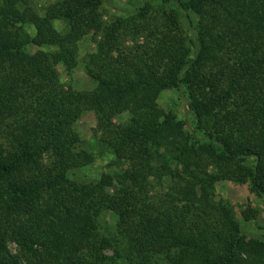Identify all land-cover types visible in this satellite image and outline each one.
I'll return each mask as SVG.
<instances>
[{"label": "trees", "instance_id": "16d2710c", "mask_svg": "<svg viewBox=\"0 0 264 264\" xmlns=\"http://www.w3.org/2000/svg\"><path fill=\"white\" fill-rule=\"evenodd\" d=\"M252 1L260 5L254 38L264 40V5ZM104 3L61 0L39 16L24 0H0V264H20L19 259L21 264H264V242L246 240L225 206L196 197L195 186L203 181L193 172L199 162L209 160L217 164L215 178L247 179L253 193L264 194V101L253 104L258 82L253 68H242L236 58L224 87L221 76L218 86L206 82L200 64L224 36L209 20L204 22L207 0H156L158 25L155 34L147 31L131 50L135 63L129 58L103 62L118 38L119 28L111 23L97 53L89 55L93 86L64 89L54 64H74L77 24L98 28L97 10ZM147 5L143 0L129 9L131 17L115 23L142 17ZM218 9L226 12L224 0ZM54 18L68 20V29L56 30ZM181 19L189 34L187 46L178 34ZM21 23L33 26L31 43L53 50L26 52L27 41H18ZM155 56L167 58L166 65L157 68ZM181 84L199 137L187 133L183 121L156 103L160 91ZM85 110L94 113L99 141L113 163H128L112 173L111 194L104 191L105 175L94 183L70 179V168L93 161L73 127ZM122 112L127 113L126 123H112L111 116ZM234 115L255 128L256 141L235 132ZM150 147L159 153L154 156ZM45 152L51 161L42 169L38 159ZM149 175L180 181L176 194L168 196L169 206L147 197ZM108 202L115 213L113 223L103 218ZM52 208L69 218L73 231L52 221ZM252 215L249 208L240 211L243 221ZM7 240L20 253L9 256Z\"/></svg>", "mask_w": 264, "mask_h": 264}, {"label": "rangeland", "instance_id": "374dc122", "mask_svg": "<svg viewBox=\"0 0 264 264\" xmlns=\"http://www.w3.org/2000/svg\"><path fill=\"white\" fill-rule=\"evenodd\" d=\"M60 1L61 0H24L29 9L39 16L43 15L49 9H55V4ZM65 1L70 3L73 0ZM106 2L107 3L100 5L97 10V19H99L98 28L85 27L84 25L81 26L77 24L78 29L76 32L74 64L71 67H65L60 63L54 64V68L57 72V80L64 89L68 88L73 91H86L93 86L94 82L88 74V69L93 65L89 59V55L96 54L98 45L101 41L105 40L102 35L105 32L107 33V25L114 23L119 28L117 31L118 38L114 42L112 49L107 52V55L104 52L103 54L101 53V55H106V59L105 61L103 60V62L108 63L122 62L128 58L135 63L136 61L130 58L131 50L138 44H141L140 42L143 40L142 35L146 34L147 31H152V33L155 34L154 29L158 24L154 23H158V14H156L158 11H154L153 7H155L156 0H147L149 5H147L145 14L142 17L133 16L130 21H124L120 24L115 23V20L118 18L127 20V18L131 17L128 15L130 13L129 9L140 6L143 0H106ZM221 2L222 0H207L206 3L208 4V7H206L208 11L204 15L208 14V17L204 18V22L206 23L207 20H209V24L212 23L215 30H223L224 36L219 39L220 45L216 47L217 50H209L207 52V55H205L206 58L203 60V63L200 64L199 72L204 75V78H207L206 82L211 81L214 86L221 84L216 80L221 76L219 81L223 82L222 86L224 87L228 81V70L234 67L232 65V60L234 61L238 58L241 62V67L253 68L256 79H258L257 84L253 86L256 94L251 96L254 99L253 104L255 105L264 101V40L261 38H254L255 31L253 29L255 14H258L260 5L252 0H224V6L226 7V12H224L218 9V4ZM166 5H164L165 8ZM262 5H264V0H262ZM193 17L194 22H196L198 17L194 15ZM52 20V26L56 30H59V32L63 33L69 27L68 20L59 18H54ZM142 21H148L150 23H144ZM181 21L178 34L179 37L183 39L185 46H187L189 34L182 19ZM146 24L150 27L145 26ZM147 27H149V29H147ZM134 28H137L136 33H133ZM194 29L196 30L195 27ZM33 34L34 29L30 23L20 24L18 41H27L24 45L26 52L53 50L52 46L42 45L39 47L31 43L30 40ZM189 57H192L191 52L189 53ZM154 58L156 62H160L157 68L166 65L167 58H160L158 56ZM115 59H118V61H114ZM217 89L218 88L215 87V90ZM250 99L247 103L251 102ZM156 103L160 109L173 112L177 119L183 121L184 130L187 133L194 137H199V130L196 129V122L186 107V90L182 84L176 88L171 87L160 91ZM246 104L243 106L241 104V107L245 108L247 106ZM238 111L242 113L241 109H238ZM234 117L238 119L231 125L233 129H235V132L239 133L242 131L239 136L246 138L250 142L253 140L256 141L255 128L246 125L242 117L241 119L236 115H234ZM110 120L114 124L123 125L126 123L127 113L122 112L113 115ZM73 127L77 137L81 141V147L92 152L93 161L86 166L70 168V179H73L75 182L94 183L105 175L104 191L111 194L114 191V179L111 177V175H113L112 173L120 168L125 169L128 167V163H113L115 160L112 154L105 145L99 141V132L96 130V117L92 111L85 110L81 112ZM148 150L154 156L159 153L153 147H150ZM154 156L151 158V163L153 164L158 162V159L154 158ZM50 161L51 157L48 152L41 154L38 159L39 167L42 169L47 168ZM193 172L203 181V183L195 186L196 197L202 196L212 202L225 206L232 211L235 215V219L239 221L240 230L246 237V240L254 238L264 242V194L257 195L253 193L249 188L247 179L215 178L214 176L218 174L219 170L217 164L209 160L199 162V164L194 167ZM197 179H195L196 182L199 181ZM179 182L180 181H177L176 177L169 178L168 176H164L159 181L156 177L149 175L146 179L147 187L144 192H146L147 197L150 196L152 200H164V206H169V202L167 201L168 196H170V194L172 195V193L176 194L174 192H177ZM140 194L142 195L141 192ZM108 205L109 207L104 208L102 211L104 215L103 218L107 223H113L115 220V213L110 202H108ZM245 208L251 209L253 215L250 219L243 221L240 217V211ZM53 214L56 215L52 219L53 222H59L57 224L64 226L65 230L73 231L69 228V218L58 211L56 212L55 209H53ZM6 250L9 256L20 253L17 245L12 240H7ZM110 250L111 249H106L105 253L108 255L111 254ZM19 263L21 264V259H19Z\"/></svg>", "mask_w": 264, "mask_h": 264}]
</instances>
